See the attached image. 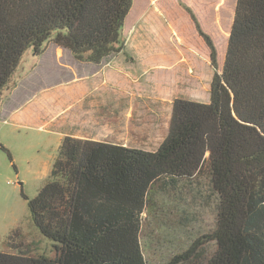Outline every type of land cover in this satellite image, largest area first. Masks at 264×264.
Masks as SVG:
<instances>
[{"label":"trees","instance_id":"trees-1","mask_svg":"<svg viewBox=\"0 0 264 264\" xmlns=\"http://www.w3.org/2000/svg\"><path fill=\"white\" fill-rule=\"evenodd\" d=\"M132 4L0 0V105L27 50L38 59L52 43L93 64L121 52ZM181 6L209 50V102L174 99L154 152L65 137L50 181L28 201L55 256L0 252V264H146L139 234L156 192L204 171L217 197L214 229L167 264H264V0H236L220 72L212 39ZM209 242L208 258L195 253Z\"/></svg>","mask_w":264,"mask_h":264},{"label":"crops","instance_id":"crops-1","mask_svg":"<svg viewBox=\"0 0 264 264\" xmlns=\"http://www.w3.org/2000/svg\"><path fill=\"white\" fill-rule=\"evenodd\" d=\"M181 1L193 9L199 24L208 15L217 22V9L230 2ZM233 1L232 19L236 0ZM135 4L145 6L149 12L140 11L138 16L137 26L142 32L134 35L137 46H130L134 61L126 60L128 49L125 53L108 56L99 64L78 61L68 50L50 43L36 62L32 61L14 79L16 68L2 95L0 122L13 126L52 127L61 138L60 143L70 137L156 151L167 135L172 101L185 99L179 95L174 97L172 87L188 83L201 86L202 81L187 74L179 56L173 53L176 49L170 48V40H181L185 30L178 26L175 30L172 21L165 27L160 20L157 24L153 19L154 9L161 7L159 0L133 2V6ZM126 22L127 19L124 28ZM205 80L209 86L211 77H205ZM194 94L190 92V100Z\"/></svg>","mask_w":264,"mask_h":264},{"label":"rangeland","instance_id":"rangeland-1","mask_svg":"<svg viewBox=\"0 0 264 264\" xmlns=\"http://www.w3.org/2000/svg\"><path fill=\"white\" fill-rule=\"evenodd\" d=\"M138 1L142 0H133L134 3ZM181 2V0H159L161 7L154 9L153 19L157 24L160 20L165 27H168L169 22L172 21L175 30L177 26L185 30L181 40H170V48L176 49L173 53L179 56L187 74L197 77L195 79L198 82L199 79L202 81L201 86L190 83L178 87L174 85L172 87L174 97L179 95L185 100H190V92H192L196 96H193L191 100L205 103L209 100V86L205 77L210 79L213 75L209 62V50L197 34ZM233 4L234 1L230 0L217 9L219 11L217 22L206 13L210 18L206 16L200 23L215 46L218 72L221 71L224 61ZM202 9L207 11L206 8ZM140 11L149 12V9L143 5L133 6L132 4L126 18V27L121 34L124 45L121 54L128 49L127 61H134L130 46L131 48L132 45L137 46L134 35H138L141 31L137 26ZM49 46L50 44L47 45ZM180 50L183 51L180 52ZM32 61L35 63L36 59L32 52L27 50L21 58L14 79ZM142 78L138 77L139 80ZM183 91L185 94H180ZM53 130L52 127H41L38 124L13 126L8 122H0V252L14 254L23 251L26 255L33 257L44 255L53 258L55 256L53 242L40 234L28 208V201L33 199L40 188L50 181L61 140ZM1 147L9 152L12 162ZM135 147L144 148L137 145ZM216 205L217 197L212 193L206 171L190 182L181 181L174 188L157 191L152 209L148 212L145 210L143 213L139 234L146 264H167L202 236L211 233L215 226ZM213 250L214 243L209 242L197 246L195 253L203 254L208 258Z\"/></svg>","mask_w":264,"mask_h":264},{"label":"water","instance_id":"water-1","mask_svg":"<svg viewBox=\"0 0 264 264\" xmlns=\"http://www.w3.org/2000/svg\"><path fill=\"white\" fill-rule=\"evenodd\" d=\"M19 185H22V183H19Z\"/></svg>","mask_w":264,"mask_h":264}]
</instances>
